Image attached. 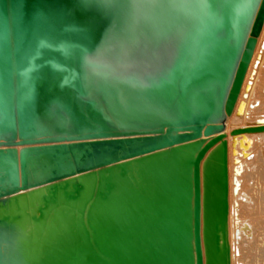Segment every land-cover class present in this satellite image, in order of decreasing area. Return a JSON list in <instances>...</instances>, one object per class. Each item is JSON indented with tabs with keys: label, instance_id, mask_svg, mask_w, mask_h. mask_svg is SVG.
<instances>
[{
	"label": "water",
	"instance_id": "1",
	"mask_svg": "<svg viewBox=\"0 0 264 264\" xmlns=\"http://www.w3.org/2000/svg\"><path fill=\"white\" fill-rule=\"evenodd\" d=\"M263 26L264 0H0V264L35 186V223L80 213L40 264H230L223 122Z\"/></svg>",
	"mask_w": 264,
	"mask_h": 264
},
{
	"label": "bare ground",
	"instance_id": "2",
	"mask_svg": "<svg viewBox=\"0 0 264 264\" xmlns=\"http://www.w3.org/2000/svg\"><path fill=\"white\" fill-rule=\"evenodd\" d=\"M264 45V26L257 37L256 47L252 56V61L249 65L247 73L245 75V80L242 85L241 91L238 95V101L235 105V108L231 115H225L224 118V133L227 135L228 140V172H229V218H228V232H227V243L230 247V264H243V259H247V256H244L242 251L244 250L241 246L242 242H249L251 238L255 235L261 239L256 246H264V184L263 188L259 191V194L256 195L251 188L252 187V175L244 170V162L250 158L252 148L247 150L249 157H241L238 155L237 150L240 148L243 151H246L243 146H250V141L253 138L258 139L259 136L264 137V131H249V128H257L264 126V115L258 116L254 120L246 121V125L239 126V128H231L232 122L240 117L243 118L247 116V111L249 109V102L245 99V93H247L249 84H250V74L257 67L256 63L258 62L259 48ZM262 50V48H261ZM263 53V50L261 51ZM263 56V55H262ZM264 59V56H263ZM262 62V61H261ZM263 64L258 70L257 81L259 74L262 72L264 76V60ZM260 66V65H259ZM255 70V71H256ZM253 74V73H252ZM261 77V76H260ZM254 78V77H253ZM252 78V79H253ZM255 79V78H254ZM255 81V82H257ZM260 83V82H259ZM253 84V82L251 83ZM252 87V85H251ZM250 91V90H249ZM250 93V92H248ZM247 102V103H246ZM246 103V104H245ZM246 105V106H245ZM248 119V118H247ZM241 130L238 134H231L232 131ZM55 142L45 143V144H36V145H52ZM70 144V143H65ZM28 148L27 146H15L9 147L8 145H3L2 149H16L18 152ZM239 149V150H240ZM241 150V152H242ZM209 151L207 156L202 162H205L210 155ZM244 158V159H243ZM243 159V161H242ZM37 174L40 172L39 168L36 167ZM76 178L81 176L77 175ZM249 180V182H248ZM92 179H83V183L87 189L91 186ZM249 183V185H246ZM250 186V188H249ZM245 187L249 189L246 190ZM45 186H35V188H29L26 190H20L16 195L11 197L18 196V202L15 205L14 202L11 205H7L6 209L10 215L19 212L21 217L15 222L11 234L13 238L11 242L3 243V250L5 253V260L10 262V264H40L41 259L47 250L51 249L55 241L64 236L69 229V226L72 224L73 220L77 219L80 215L78 213V206L76 204L68 207L67 205L58 204L57 206H50L49 210H46V218L42 223H35L33 221V216L37 214V206L41 203V195L45 193ZM35 192V193H34ZM245 196L248 198V202L245 199ZM245 198V199H244ZM242 201V204L246 206L256 202L257 208L259 211V217L256 219L244 217L242 213L239 212L235 204L236 200ZM250 210V209H249ZM250 219V220H249ZM241 230V231H240ZM236 231H239L240 235L238 240H235ZM202 247L205 254V247ZM260 251V256H263L259 264H264V247ZM242 253V254H241ZM243 255V256H242Z\"/></svg>",
	"mask_w": 264,
	"mask_h": 264
},
{
	"label": "rangeland",
	"instance_id": "3",
	"mask_svg": "<svg viewBox=\"0 0 264 264\" xmlns=\"http://www.w3.org/2000/svg\"><path fill=\"white\" fill-rule=\"evenodd\" d=\"M263 50V53L261 52ZM259 56H258V62L256 63L257 70L256 68H254V70L252 71V73L250 74V84H249V88L247 93H245V99L246 101H248L249 104V109L247 111V116L243 117V118H236L231 125V128H239V126L242 125H246V121L248 120H254L256 119L258 116L264 115V76L262 75V72L259 74L260 76L258 77V81H257V74H258V70L261 67V65L263 64V56H264V45H262L259 48ZM263 55V56H262ZM262 61V62H261ZM260 65V66H259ZM256 70V71H255ZM262 71H264V68L262 69ZM255 79H254V78ZM253 78V79H252ZM257 81V82H255ZM253 82V84H251ZM260 82V83H259ZM252 85V87H251ZM250 90V91H249ZM250 92V93H248ZM247 103V102H246ZM245 103V104H246ZM246 106V105H245ZM248 118V119H247ZM243 148L246 149V151H243L242 149H238L237 153L239 156H243V157H249V153L247 154V150L252 148L251 151V155L250 158L248 160V158L245 160L244 162V170L246 169L247 171H249V173H251L252 175V187L251 190L258 195L259 191L263 188V184H264V137L263 136H259L258 139L253 138V140L250 141V146H243ZM242 150V152H241ZM244 159V158H243ZM242 159V161H243ZM249 182V180H248ZM246 185H249V183H246ZM246 190H248L250 188L245 187ZM248 197V196H247ZM245 196V198H247ZM244 198V199H245ZM247 201H244V203L248 202V198L245 199ZM235 204L237 206V209L239 210L240 213H242L244 215V217H248V218H257L259 216V211L257 208V204L256 202H250L249 205H245L242 204V201H240L239 199L235 201ZM250 209V210H249ZM249 219V220H250ZM241 231V230H240ZM240 235L239 231H236V237L235 240H238V236ZM261 239H259L256 235L250 239L249 242H242L241 246L244 249L242 251L244 256H247V259H243V264H259L261 262V260L263 259V256H260V251L263 249L262 247L264 246H256V243H258ZM241 253V254H242ZM242 255V256H243ZM242 264V263H241Z\"/></svg>",
	"mask_w": 264,
	"mask_h": 264
}]
</instances>
